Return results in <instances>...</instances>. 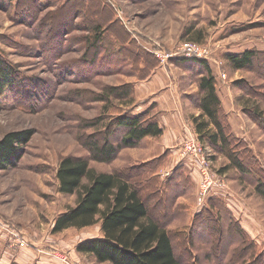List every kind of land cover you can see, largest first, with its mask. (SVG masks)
<instances>
[{"label": "rangeland", "instance_id": "374dc122", "mask_svg": "<svg viewBox=\"0 0 264 264\" xmlns=\"http://www.w3.org/2000/svg\"><path fill=\"white\" fill-rule=\"evenodd\" d=\"M71 11L77 19L64 17ZM14 13L10 0H0V60L11 65L16 77L14 87L0 80V139L12 132L31 131V136L15 166L0 171V260L7 252L29 258L46 253L62 264H75L73 252L81 264H99L77 254L76 247L99 237L100 224L52 233L58 215L77 200L58 192L57 167L66 157L85 158L98 172L131 171L135 180L142 179L150 216L165 224L182 264H243L234 255L248 241L256 254L264 252V200L253 181V175L264 174V56L253 60V71H234L226 61L245 51L264 53V0H26ZM95 22L108 28L102 35L108 45L98 50L87 49L86 43L87 25ZM187 47L211 68L226 134L244 145L233 151L242 158L245 175L229 168L228 158L191 128L204 72L178 63L190 59L184 56ZM159 69L173 79L175 99L188 117L181 143L197 137L203 155L186 156L183 166V151L170 155L157 137L122 148L111 163L91 160L85 146L91 135L99 143L104 136L113 145L120 143L123 132L110 123L121 112L137 115L151 107V117L165 115L145 106L149 102L135 89L132 104L107 98L106 92L134 87ZM167 86L160 81L158 90ZM207 182L211 188L200 206L199 188L206 189ZM209 220L216 231L209 229ZM233 226L246 235L244 244Z\"/></svg>", "mask_w": 264, "mask_h": 264}, {"label": "trees", "instance_id": "16d2710c", "mask_svg": "<svg viewBox=\"0 0 264 264\" xmlns=\"http://www.w3.org/2000/svg\"><path fill=\"white\" fill-rule=\"evenodd\" d=\"M25 3L26 0L16 1L14 15L20 13ZM95 7L100 8L98 3ZM66 8L67 5H64L59 10ZM74 14L75 11H71L64 14V17L77 19L73 17ZM103 25L100 22L87 25L86 30L90 33L86 37L87 49L98 50L103 45H108L102 38V35L108 32V28L103 29ZM261 56H264V53L251 50L240 55L227 56L226 61L234 71H250L253 69V60ZM178 63L196 65L204 72L199 77L198 93L193 101L194 107L200 112L191 120L194 130L199 136L207 139L208 144L216 148L217 152L228 158L229 168L245 175L243 160L233 151V146L244 145L229 131L226 134L229 127L211 68L198 58L185 59ZM0 80L6 87L15 86L16 77L11 65L1 60ZM234 84L241 87L240 83ZM133 91L134 87L127 85L109 87L106 92L107 98L110 96L120 102L129 100L128 104H132ZM102 98L100 97L101 100ZM150 108L137 115L131 111L119 112L120 114L112 119L110 126L123 132L119 144L109 143L106 136L103 137L102 143H99L96 135L88 137L85 146L89 149L90 159L103 164L111 163L122 148H133L146 138L160 137L163 131L157 120L151 117ZM30 136L31 131L12 132L0 139V171L15 166L19 149L30 140ZM245 150L248 158L259 168L256 159L250 156V151ZM130 172L126 175L120 172H98L89 167L85 158H63L56 172L58 192L68 196L76 195L77 200L74 207L58 215L53 223L52 233L68 229L81 230L100 224L102 237L78 244L77 254L91 256L99 264H182L175 256L170 233L165 224L150 216L143 195L142 179L135 180ZM253 177L254 190L264 200V174L260 172ZM209 222L212 224L209 229L216 231L211 220ZM233 227L232 231L236 232L244 244L246 235L237 227ZM248 242L249 245H242L235 252L234 260H241L243 264L249 261L251 264H264V252L256 254L255 245L251 241Z\"/></svg>", "mask_w": 264, "mask_h": 264}, {"label": "crops", "instance_id": "0c3cea01", "mask_svg": "<svg viewBox=\"0 0 264 264\" xmlns=\"http://www.w3.org/2000/svg\"><path fill=\"white\" fill-rule=\"evenodd\" d=\"M17 0H10L13 10H15V3ZM5 3L1 2V5L4 6ZM6 5V9H8ZM172 78L169 76L166 70H158L156 72H151V76L147 78L143 82L133 83L135 94L137 97L142 96L144 99L149 102L145 106H154L158 107L160 112H163L165 115H160L156 117L157 123L160 128H163L161 140L163 141V148H165L168 152H170V155L174 156L175 153H178L177 150H180L181 145V139L185 138L186 133L184 129L185 122L184 120H187L188 117H186V113L183 112L182 106L179 104L177 98L175 99L176 94V88L175 86L172 87ZM160 81H167L169 82L170 86H167L166 88H161L158 90V86H160ZM143 83V84H142ZM150 89V90H146ZM151 91V92H150ZM155 103L154 105H152ZM166 110H169L171 112H166ZM174 110V111H172ZM190 109L189 111H191ZM172 112H175L172 116ZM195 115L190 114V118L197 117L199 115V110L195 108ZM167 114V115H166ZM191 122V121H190ZM231 124V123H230ZM188 126L190 124H187ZM193 127L191 122V128ZM165 151V152H167ZM180 163L184 166L185 163ZM188 171V169H187ZM197 186V185H196ZM102 234L100 232V236L96 238H101ZM14 255L13 253L10 254V252H7L6 254L2 255V258L0 260V264H62L59 259H54L51 257L50 254L43 253L32 255V257H26V255ZM37 256V257H36ZM72 259L74 260L75 264H81V261L75 253L72 252Z\"/></svg>", "mask_w": 264, "mask_h": 264}, {"label": "built area", "instance_id": "2783aa9c", "mask_svg": "<svg viewBox=\"0 0 264 264\" xmlns=\"http://www.w3.org/2000/svg\"><path fill=\"white\" fill-rule=\"evenodd\" d=\"M188 49H184V53H185V57L187 58H205L202 57L201 54H198L196 51H194L193 49H190L191 47H187ZM199 143L197 140V137H194L193 135L189 136V139L187 141H184L183 143H181L180 145V151L182 150V159L184 161V159H186V156L188 157H196L198 158L200 154H202V150L201 148L198 147ZM203 155V154H202ZM200 165L202 166V163L200 161ZM202 168H204V165L202 166ZM205 173V171H203V174ZM207 178V177H206ZM206 185H209V183L207 182ZM211 185H209L206 189L201 190L199 188V196H198V202L199 205L201 206L204 201L205 198L208 196V193L210 191V187ZM1 228V226H0Z\"/></svg>", "mask_w": 264, "mask_h": 264}]
</instances>
